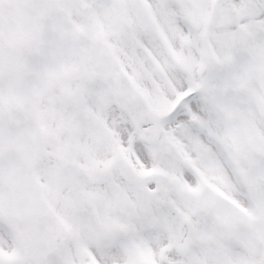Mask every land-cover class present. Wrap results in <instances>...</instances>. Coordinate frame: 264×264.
Wrapping results in <instances>:
<instances>
[{"label":"snow or ice","instance_id":"obj_1","mask_svg":"<svg viewBox=\"0 0 264 264\" xmlns=\"http://www.w3.org/2000/svg\"><path fill=\"white\" fill-rule=\"evenodd\" d=\"M0 264H264V0H0Z\"/></svg>","mask_w":264,"mask_h":264}]
</instances>
